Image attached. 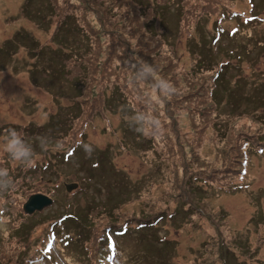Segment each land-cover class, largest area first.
<instances>
[{"label":"rangeland","instance_id":"rangeland-1","mask_svg":"<svg viewBox=\"0 0 264 264\" xmlns=\"http://www.w3.org/2000/svg\"><path fill=\"white\" fill-rule=\"evenodd\" d=\"M0 168V264H264V0H0Z\"/></svg>","mask_w":264,"mask_h":264},{"label":"clouds","instance_id":"clouds-1","mask_svg":"<svg viewBox=\"0 0 264 264\" xmlns=\"http://www.w3.org/2000/svg\"><path fill=\"white\" fill-rule=\"evenodd\" d=\"M251 5L253 7V3H251ZM174 91H175V89L172 87L171 94ZM7 135H8V139H7V142L5 144V150L9 153V155L12 157V159L15 161L21 162V163L25 164L26 166L35 167V162L32 159V157L34 155L33 149L30 146H27L26 142H24L21 139L20 135L15 130H8ZM84 149H85L86 154L88 156H90L92 151H93L91 146L90 145H84ZM6 176H8L7 169L0 168V177H6ZM70 184H72V183H70ZM74 184H76L78 187L77 183H74ZM8 187H9V182L5 181L3 179H0V191L6 190V189H8ZM64 187H65V185H64ZM65 190H66V188H65ZM124 232L125 231L122 230L120 233L124 234ZM110 246H113L112 242L110 243Z\"/></svg>","mask_w":264,"mask_h":264},{"label":"water","instance_id":"water-1","mask_svg":"<svg viewBox=\"0 0 264 264\" xmlns=\"http://www.w3.org/2000/svg\"><path fill=\"white\" fill-rule=\"evenodd\" d=\"M77 187L76 184H66V191L70 192L72 189ZM52 204V200L45 195L36 194L28 198L27 202L24 204V211L28 214L33 213L34 211H41L45 207H48Z\"/></svg>","mask_w":264,"mask_h":264},{"label":"trees","instance_id":"trees-1","mask_svg":"<svg viewBox=\"0 0 264 264\" xmlns=\"http://www.w3.org/2000/svg\"><path fill=\"white\" fill-rule=\"evenodd\" d=\"M250 2H251V0H250ZM218 77V76H217ZM35 212H37V211H35Z\"/></svg>","mask_w":264,"mask_h":264}]
</instances>
